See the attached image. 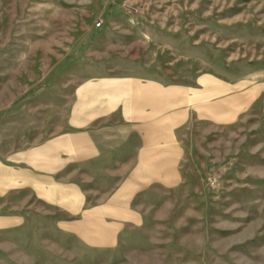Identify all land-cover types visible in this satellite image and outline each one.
Segmentation results:
<instances>
[{"label": "rangeland", "instance_id": "obj_1", "mask_svg": "<svg viewBox=\"0 0 264 264\" xmlns=\"http://www.w3.org/2000/svg\"><path fill=\"white\" fill-rule=\"evenodd\" d=\"M111 16L164 31L176 80L254 88L239 125L264 127V0H0V264H264V159L241 149L248 132L189 144L186 184L159 220L142 196L144 220L125 221L117 175L86 162L82 137L123 106L110 82L120 42L99 37Z\"/></svg>", "mask_w": 264, "mask_h": 264}, {"label": "crops", "instance_id": "obj_2", "mask_svg": "<svg viewBox=\"0 0 264 264\" xmlns=\"http://www.w3.org/2000/svg\"><path fill=\"white\" fill-rule=\"evenodd\" d=\"M119 17H108L106 28L99 37L110 39L111 48L115 47V40L120 42V51L110 56L111 63L118 61L120 69L119 77H112L110 82L117 81L124 86L121 89L123 106L118 112L120 121L105 125L100 137L89 132L86 138L82 137L87 144L85 159L87 163L106 165L109 175L112 171L117 175L116 194L121 199L125 197V221L144 220V211L133 205L134 199L142 196L152 198L149 203L146 201L144 208H150L152 219L159 220L170 209L169 197L186 184L183 166L192 161L186 151L189 144L209 138L216 145L224 140L222 134L225 131L231 140L237 138L239 131L248 132L250 135L245 136L240 147L246 149L247 158L263 162L264 137L259 134L264 132V127L259 124L251 130L253 127L239 125L240 118L249 114L256 99L254 88H248L246 94L233 93L235 89L231 83L211 75L194 79L199 85L196 88L191 87L190 80H176L174 60L166 59L168 49H172L167 34L152 27L138 32L124 28L120 25H125L127 20L122 21ZM110 24L116 27L111 28ZM136 37L148 44L143 53L133 52ZM123 45L124 51L121 50ZM97 54L95 52L94 56ZM105 55L104 50L103 57ZM182 57L185 58L184 53ZM186 58H190L189 52ZM191 123L198 126L195 130L197 139L191 136ZM196 147L203 146L194 144Z\"/></svg>", "mask_w": 264, "mask_h": 264}, {"label": "built area", "instance_id": "obj_3", "mask_svg": "<svg viewBox=\"0 0 264 264\" xmlns=\"http://www.w3.org/2000/svg\"><path fill=\"white\" fill-rule=\"evenodd\" d=\"M100 26V24L99 23H96V27H99Z\"/></svg>", "mask_w": 264, "mask_h": 264}]
</instances>
